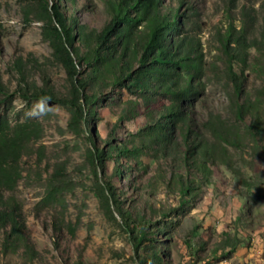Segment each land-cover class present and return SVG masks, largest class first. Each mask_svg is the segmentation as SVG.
I'll use <instances>...</instances> for the list:
<instances>
[{
  "label": "trees",
  "instance_id": "1",
  "mask_svg": "<svg viewBox=\"0 0 264 264\" xmlns=\"http://www.w3.org/2000/svg\"><path fill=\"white\" fill-rule=\"evenodd\" d=\"M18 1L26 22L42 21L53 57L67 73L69 89L59 95L46 81L31 84L27 62L33 61L18 55L7 68L0 66V94L11 93L3 72L12 76L15 71L17 90L70 103L69 128L76 135L92 131L107 95L117 98L118 118L109 136L102 145L91 139L93 145L87 147L88 161L94 169L102 170L94 191L106 215L113 219L120 215L130 229L141 264H162L163 253L150 240L152 220L134 204H125L128 197L113 179L128 177L129 185L139 186L140 191L159 182L169 188L167 192L178 195L174 205L178 210L189 202L201 182H210L218 162L229 161L228 144L241 145L246 135L256 143L264 139V0L258 6L241 3L237 15L233 11L239 5L228 0L224 13L227 27L217 36L213 64L221 63L229 97L227 111L236 122L212 109H207L206 115L203 111L207 105L202 76L207 62L201 40L187 32L186 13L182 11L187 0H101L107 19L99 27L77 16L74 6L79 0ZM83 6L88 10L96 7L93 0H85ZM247 69L262 78V84H255L252 91L245 85ZM124 92L129 97L123 98ZM141 112L145 122L131 131L130 138L116 140L118 122L135 119ZM247 117L250 121L243 127ZM43 134V126L36 121L12 123L6 109L0 115L3 256L16 253L33 261L41 255L28 233L24 204L14 190L22 177L21 160L31 154V142ZM61 168L57 165L56 174ZM149 172L153 173L147 177ZM156 211L164 216L172 213L161 206ZM55 223L54 230L61 231L62 224ZM77 224L67 225L70 233L75 234ZM238 240L227 237L231 249ZM53 244L59 246L57 236Z\"/></svg>",
  "mask_w": 264,
  "mask_h": 264
},
{
  "label": "rangeland",
  "instance_id": "2",
  "mask_svg": "<svg viewBox=\"0 0 264 264\" xmlns=\"http://www.w3.org/2000/svg\"><path fill=\"white\" fill-rule=\"evenodd\" d=\"M84 1L79 0L74 6L77 16L94 27L103 25L107 15L101 0H93V10L86 9ZM261 1L234 0L239 7L233 13L239 14L241 3L258 6ZM227 2L187 0L182 11L186 13L188 35L201 40L207 62L202 76L207 106L200 107L205 115L207 109H212L236 122L227 111L229 97L224 90L221 63L213 64L218 51L217 36L228 23L224 14ZM18 55L34 62H27L31 84L43 85L46 81L57 94L68 92L67 73L53 57L42 21L26 22L18 0H0V66L7 68ZM13 73L11 76L6 70L3 72L11 93L0 94V115L6 109L12 123L31 119L44 128L42 137L31 142V154L21 160L22 177L14 190L24 204L28 233L41 255L30 261L16 253L0 254V264H141L130 229L120 215L117 219L106 215L94 191L102 170L94 169L87 157V147L93 145L91 139L102 145L114 127L119 109L117 98L107 95L98 108L92 131L76 135L69 128V102L24 94L17 90L18 78ZM245 74L249 89L262 84L257 72L247 69ZM127 97L129 94L124 92L123 98ZM249 121L247 117L243 127ZM144 122L143 112L135 119L118 122L116 140L130 138L131 131ZM228 153L229 161L218 162L210 182H201L189 202L178 210L174 206L178 195L167 192L169 188L159 182L140 191L139 186L129 185L128 177L113 179L128 197L125 204H134L152 220L150 240L162 251V264H264V139L256 143L246 135L241 145L228 144ZM143 159L155 165L149 157ZM59 164L62 168L56 174ZM111 167L109 162V171ZM152 173H147V177ZM158 206L172 213L164 216L156 211ZM55 222L62 224L61 231L54 230ZM70 223H78L75 234L67 228ZM55 236L59 246L53 244ZM228 236L239 239L234 249Z\"/></svg>",
  "mask_w": 264,
  "mask_h": 264
}]
</instances>
